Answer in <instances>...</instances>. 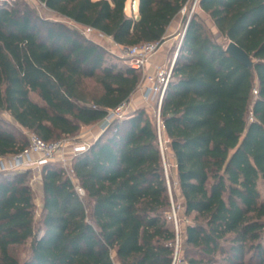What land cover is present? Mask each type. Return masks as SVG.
Returning <instances> with one entry per match:
<instances>
[{
	"label": "trees",
	"instance_id": "trees-1",
	"mask_svg": "<svg viewBox=\"0 0 264 264\" xmlns=\"http://www.w3.org/2000/svg\"><path fill=\"white\" fill-rule=\"evenodd\" d=\"M39 1L123 46L163 41L192 2L137 0L128 14L129 0ZM199 8L253 66L193 14L161 105L163 147L144 108L113 121L73 158L72 176L60 164L43 167L37 228L31 171L0 172V264H21L13 250L27 243L22 264H177L166 220L171 195L193 216L184 229L186 264H264V0H199ZM142 80L26 1L0 9V158L28 147L22 129L46 142L77 135L129 102Z\"/></svg>",
	"mask_w": 264,
	"mask_h": 264
},
{
	"label": "built area",
	"instance_id": "built-area-1",
	"mask_svg": "<svg viewBox=\"0 0 264 264\" xmlns=\"http://www.w3.org/2000/svg\"><path fill=\"white\" fill-rule=\"evenodd\" d=\"M18 0H0V9H8L17 2ZM31 4L30 2L39 1V0H24ZM40 2V1H39ZM43 6L44 3L40 2ZM198 0L192 9V11L196 8ZM46 7V6H45ZM186 7L182 9L181 12L185 13ZM69 26L72 29L79 31L86 38L93 40V37H101L103 40H110L115 48L117 53H112L113 55H119V57L124 58V63L127 67L143 71L144 78L139 87V91L141 93V99L147 103L148 107H153L152 117L154 119L157 132L160 139L161 148L163 147V140L161 137L162 133V122H161V105L166 92V89L172 79V72L174 63L183 40L185 30L181 35V41L176 50V54L174 59L169 64L156 65L152 72L147 71L148 65L151 63V59L155 56L164 46L165 38L163 39V43H146L142 45L136 46H123L116 42L111 37H107L101 32L95 30L92 27L81 25L77 22L69 20ZM106 48V47H105ZM121 54V55H120ZM253 94L256 96L258 94V90L255 88ZM131 106V102L123 103L117 108L110 110L105 117V122L111 124L115 120H123L125 118L126 112L129 110ZM85 126H82L81 129H84ZM90 145L84 140L83 143H65L63 141L57 142H46L38 137L34 133L29 134V145L26 149H24L19 154L8 158H0V172L4 173H13V172H23L35 169H42L45 165H47L51 160L55 158V156L59 152L70 153L72 156H76L84 153ZM64 169L72 176L73 170L72 166L69 164L67 159H62ZM78 192L81 195H84L83 190L80 187H77ZM171 195V192H170ZM180 206H176L173 202L171 196V209L166 214V220L171 223L175 229L176 233V244H175V254L178 251V240H179V232L180 226L182 225V221L179 220L178 211ZM188 224V223H187Z\"/></svg>",
	"mask_w": 264,
	"mask_h": 264
},
{
	"label": "rangeland",
	"instance_id": "rangeland-1",
	"mask_svg": "<svg viewBox=\"0 0 264 264\" xmlns=\"http://www.w3.org/2000/svg\"><path fill=\"white\" fill-rule=\"evenodd\" d=\"M31 6L35 9V11L38 13L39 16H41L42 18L46 19V20H51V21H57V22H61L66 24L67 26H69L70 21L59 16L58 14L54 13L53 11L47 9L45 6H43L39 1H34V2H30ZM196 3V0H192V2L186 7V11L185 13L181 12L180 15L178 16V18L176 19V26H178V35H182L184 30L186 29V26L191 18V16L195 13H198L202 19L205 21L207 28L209 29L211 35L213 36L214 40L217 41L218 43L227 46V41L223 38V36L221 35V33L218 31V29L214 26L213 21L211 20L210 16L206 13H204L203 11L200 10L199 8V0L198 3L196 5V8L192 11L194 5ZM137 0H129L128 5H127V12L128 14L134 13L136 12L137 9ZM178 24V25H177ZM94 42L99 43L101 42L102 45L108 52H112V53H117V51H115V48L113 47V44L110 42V40H103L101 37H93ZM180 40V37L178 39V41H176L173 44V47L171 49V51L169 52L166 61L167 63H170L176 54V48L178 45V42ZM111 53V54H112ZM121 55V54H120ZM116 56V59H118L123 65L126 66V64L124 63V58L119 57V55H113ZM142 73V78H144V72L141 71ZM138 92V91H137ZM136 92V93H137ZM136 95V94H135ZM31 98L35 101V102H39L41 103L40 98L36 95V94H32ZM149 106V105H148ZM141 108V107H140ZM145 109V107H142ZM145 110H147L148 112H150V114L152 115V111L154 110V108L151 107H147ZM132 113V111L128 110L125 114V118H128V116ZM2 117L8 121H11V117L9 114L4 113L2 114ZM110 124H108L107 122H105V118L101 121H98L96 123H93L92 125L89 126H85L84 129H81L79 131V133L73 137L70 138H66L64 140H60L63 141L65 143H76V142H81L83 143L84 140L87 141V143L89 145L93 144L102 134H104V132L107 130V128L109 127ZM25 136L27 137V139L29 140V134L32 133L30 131L24 130L22 129ZM75 156H72L70 153H63V152H59L55 158L53 160H51V163H56V164H60L63 166V163L61 162L62 159H67L69 164L72 166V161L73 158ZM170 157V156H169ZM169 157L167 158L168 161V165H167V169H170L169 166ZM50 163V162H49ZM42 169H35V170H29L30 175H29V182L31 184L32 187V191H33V196H34V203H35V209H34V220L36 223V228L39 226V221L41 219V215H42V208H43V189H42V185H41V178H42ZM76 182V181H75ZM77 184V182H76ZM79 187V186H77ZM260 188L263 190V187L260 186ZM171 192V191H170ZM172 196V195H171ZM173 202L176 206H180V209L178 211V217L179 220L182 221V225L180 226V232H179V240H178V251L177 254H175V261L177 262V264H186L185 260H184V249L186 247L185 245V235H184V229L185 226L187 225V223H191L193 220V216L190 217H186L185 213H184V208L182 205V201L179 199L174 200ZM14 256L19 260V262L22 264L26 259H28L29 255H30V244H24V245H20L14 248L13 250ZM115 263L119 264L118 260L115 258Z\"/></svg>",
	"mask_w": 264,
	"mask_h": 264
},
{
	"label": "crops",
	"instance_id": "crops-1",
	"mask_svg": "<svg viewBox=\"0 0 264 264\" xmlns=\"http://www.w3.org/2000/svg\"><path fill=\"white\" fill-rule=\"evenodd\" d=\"M175 24H176V22L174 21L171 24V26L168 28V31H167V34H166V37H165V44L162 47V49L155 56H153V58L151 59V63L147 67V71L152 72L156 65L169 64V63H167L166 58H167L169 52L171 51V49L173 47V44L176 41H178V39L180 37V40H179L178 45H177V48H178L179 43L181 41V35H178V33H177L179 27L176 26ZM98 44L102 45L101 42H99ZM177 48H176V50H177ZM135 94L130 99L131 106H130L129 110L130 111H135L137 109H140V107L141 108L145 107V109H146L148 107V104L145 103L141 99L140 91L138 90V92L135 93ZM169 159H170L169 166L171 168V172L174 174L175 168H176V160H175V158L172 155H170Z\"/></svg>",
	"mask_w": 264,
	"mask_h": 264
},
{
	"label": "water",
	"instance_id": "water-1",
	"mask_svg": "<svg viewBox=\"0 0 264 264\" xmlns=\"http://www.w3.org/2000/svg\"><path fill=\"white\" fill-rule=\"evenodd\" d=\"M160 43H163L161 41ZM226 51L231 54L236 60L241 62L242 64L252 67L253 66V61L251 57L242 49L240 48L236 43L234 42H229Z\"/></svg>",
	"mask_w": 264,
	"mask_h": 264
}]
</instances>
